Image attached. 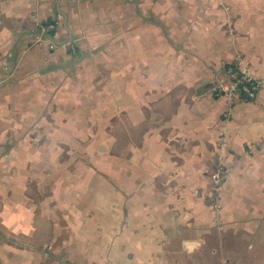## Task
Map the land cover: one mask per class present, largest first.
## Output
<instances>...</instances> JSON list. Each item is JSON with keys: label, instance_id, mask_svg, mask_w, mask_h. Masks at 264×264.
<instances>
[{"label": "crops", "instance_id": "crops-1", "mask_svg": "<svg viewBox=\"0 0 264 264\" xmlns=\"http://www.w3.org/2000/svg\"><path fill=\"white\" fill-rule=\"evenodd\" d=\"M239 59L257 96L215 95ZM98 80L137 170L51 208L50 106ZM0 264H264V0H0Z\"/></svg>", "mask_w": 264, "mask_h": 264}, {"label": "rangeland", "instance_id": "rangeland-1", "mask_svg": "<svg viewBox=\"0 0 264 264\" xmlns=\"http://www.w3.org/2000/svg\"><path fill=\"white\" fill-rule=\"evenodd\" d=\"M98 58L100 62L105 60L103 56ZM104 68L98 65V73L102 76ZM78 84L74 83L70 88L71 92L73 88L78 89V97L76 100L72 98L69 105L66 101L71 99L66 98L64 107H58L60 113L50 106L52 113L48 115V128L45 130L49 137L45 136V139L49 144L36 147L43 162L34 163L35 168L50 172L48 197L51 208L80 183H85L84 186H103L105 171L113 172L119 180L122 169L137 170L135 162H122V149H127L125 153L129 149L131 153L133 146L122 145L120 115L105 113V108L110 109L112 103L111 92L113 97L119 95L115 83L98 80ZM112 101L114 103L115 98Z\"/></svg>", "mask_w": 264, "mask_h": 264}, {"label": "built area", "instance_id": "built-area-1", "mask_svg": "<svg viewBox=\"0 0 264 264\" xmlns=\"http://www.w3.org/2000/svg\"><path fill=\"white\" fill-rule=\"evenodd\" d=\"M56 25L54 22H48L41 25L40 43H49L51 48H56L58 45L50 39L51 32H54ZM61 46L66 47L69 51H76V43L74 41L65 42ZM225 73L227 80L220 81L213 89L215 95L221 97L226 96L233 98L237 94H242L249 99H254L260 90L261 83L255 73L245 66L241 59L237 62L229 64ZM214 183L219 186L224 179L223 171L219 170L212 175Z\"/></svg>", "mask_w": 264, "mask_h": 264}, {"label": "trees", "instance_id": "trees-1", "mask_svg": "<svg viewBox=\"0 0 264 264\" xmlns=\"http://www.w3.org/2000/svg\"><path fill=\"white\" fill-rule=\"evenodd\" d=\"M53 34V32H51V34L50 35H52Z\"/></svg>", "mask_w": 264, "mask_h": 264}]
</instances>
